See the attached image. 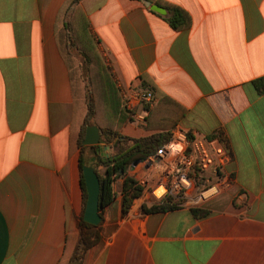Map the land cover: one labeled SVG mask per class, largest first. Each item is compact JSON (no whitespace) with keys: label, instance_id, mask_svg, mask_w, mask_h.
<instances>
[{"label":"crops","instance_id":"crops-1","mask_svg":"<svg viewBox=\"0 0 264 264\" xmlns=\"http://www.w3.org/2000/svg\"><path fill=\"white\" fill-rule=\"evenodd\" d=\"M163 1L189 14L188 29L142 0L79 6L126 108L144 114L134 93L151 91L172 130L225 145V184L203 205L150 213L136 202L122 215L118 194L85 264H264V92L253 83L264 88V0ZM64 2L0 0V264H64L75 239L85 106L57 36ZM145 126L133 117L120 133L157 131Z\"/></svg>","mask_w":264,"mask_h":264},{"label":"trees","instance_id":"trees-1","mask_svg":"<svg viewBox=\"0 0 264 264\" xmlns=\"http://www.w3.org/2000/svg\"><path fill=\"white\" fill-rule=\"evenodd\" d=\"M142 2L147 7L156 4L164 8L166 14L162 17L175 31L188 29L191 25L189 14L178 5L163 0H142ZM56 23L61 53L69 65L75 92L82 94L85 106V115L75 139V144L79 151L78 166L82 192V210L74 219L75 239L64 264H85L86 253L101 239L100 225L103 221V209L113 202L119 194L121 195V213L122 215H126L133 200L142 193V187L137 184V181L133 177L128 175L129 168L134 162L145 160L168 143L175 123H169V119L173 120L174 117H172L171 112H164L163 99L160 96L158 103L152 109H149L145 117L146 129H156L157 131L137 138L121 134V126L126 121L132 120L134 110L127 109L121 99L119 90L115 87L112 80V75L104 64L103 58L87 29L88 22L79 6V0H65L58 12ZM92 61H94L96 66V73L103 91V125H100L96 120V101L88 75V68ZM253 83L258 91L264 92L260 79ZM144 106L146 107V105ZM89 124L97 125L108 151L101 150L103 145H83L85 130ZM216 137L224 142L220 135ZM223 148L226 149L225 145H223ZM87 164L94 167L99 177L98 204L99 208H101V222L97 226L83 220L86 190L82 176V167ZM118 180H122L121 191L119 193L115 189V183ZM181 202V200L167 196L161 199L160 203L149 207L143 206L142 211L145 213L166 211L177 208ZM191 212L193 215H196L198 212L202 215L207 213L205 210L194 208L191 209Z\"/></svg>","mask_w":264,"mask_h":264},{"label":"built area","instance_id":"built-area-1","mask_svg":"<svg viewBox=\"0 0 264 264\" xmlns=\"http://www.w3.org/2000/svg\"><path fill=\"white\" fill-rule=\"evenodd\" d=\"M134 98L146 105L144 114L133 115L143 123L157 98L151 91H137ZM227 159L222 146H211L202 136L175 129L168 143L140 162L142 172L137 184L146 197L161 200L171 196L181 200V204H200L216 196L225 184L221 173Z\"/></svg>","mask_w":264,"mask_h":264},{"label":"water","instance_id":"water-1","mask_svg":"<svg viewBox=\"0 0 264 264\" xmlns=\"http://www.w3.org/2000/svg\"><path fill=\"white\" fill-rule=\"evenodd\" d=\"M150 9L151 11L159 13L161 15L166 14V10L156 4L151 5ZM82 143L85 146L103 145L101 150L106 149L105 142L101 138L99 128L95 124H89L86 127L85 136ZM82 176L86 190V201L83 211V220L87 223L97 226L101 222V208H99L98 204L100 187L99 177L95 172L94 167L89 164L84 165L82 167Z\"/></svg>","mask_w":264,"mask_h":264},{"label":"rangeland","instance_id":"rangeland-1","mask_svg":"<svg viewBox=\"0 0 264 264\" xmlns=\"http://www.w3.org/2000/svg\"><path fill=\"white\" fill-rule=\"evenodd\" d=\"M88 75H89V78H90V86H91V89L93 90V93H94V98H95V101H96V107H97V115H96V120L97 122L100 124V125H103L104 123V120L102 119V89H101V82L98 78V75L96 73V66L94 64V61H92L91 65L89 66L88 68ZM123 93V92H122ZM122 93H121V99L123 100L124 104H125V101L122 97ZM143 107L144 104H142ZM138 162V161H137ZM142 161H139V165L135 168L132 169V172H131V175L132 177L138 182L141 178V168H142V165L141 163ZM141 171V172H140ZM121 186H122V180H118L116 181L115 183V189L116 191L119 193L121 191ZM156 194H159V191L156 192ZM218 195V194H217ZM216 195V196H217ZM142 196V198H141ZM141 196L138 197L137 199H135L134 203H132V205H136L135 203L137 202V206L140 205L143 207V205H153V203L155 202L154 198H150V196L146 197L145 196V192L142 190V193H141ZM215 197V196H214ZM213 197V198H214ZM211 198V199H213ZM210 200V199H209ZM208 201V200H207ZM206 201V202H207ZM205 202L203 203H200V204H196V205H203ZM188 206H192L190 204H187ZM195 206V205H194Z\"/></svg>","mask_w":264,"mask_h":264},{"label":"bare ground","instance_id":"bare-ground-1","mask_svg":"<svg viewBox=\"0 0 264 264\" xmlns=\"http://www.w3.org/2000/svg\"><path fill=\"white\" fill-rule=\"evenodd\" d=\"M161 193V191L159 190V194ZM159 194H157V196L159 195Z\"/></svg>","mask_w":264,"mask_h":264}]
</instances>
